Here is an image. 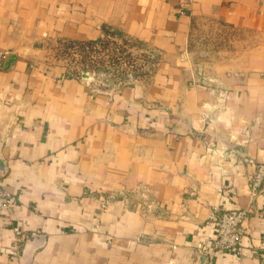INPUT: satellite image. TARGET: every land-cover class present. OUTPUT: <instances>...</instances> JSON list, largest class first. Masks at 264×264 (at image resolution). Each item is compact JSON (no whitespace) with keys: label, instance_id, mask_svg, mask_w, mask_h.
Listing matches in <instances>:
<instances>
[{"label":"crops","instance_id":"0c3cea01","mask_svg":"<svg viewBox=\"0 0 264 264\" xmlns=\"http://www.w3.org/2000/svg\"><path fill=\"white\" fill-rule=\"evenodd\" d=\"M197 20L258 39L202 75ZM113 32L155 54L149 76L95 89L51 62L50 41ZM0 51L15 56L0 181L18 199L0 213V264H264V190L249 183L264 164V0H0ZM214 207H252L238 253L197 254Z\"/></svg>","mask_w":264,"mask_h":264},{"label":"rangeland","instance_id":"374dc122","mask_svg":"<svg viewBox=\"0 0 264 264\" xmlns=\"http://www.w3.org/2000/svg\"><path fill=\"white\" fill-rule=\"evenodd\" d=\"M257 39L248 31L197 20L189 32L187 54L197 72L215 73L225 59ZM48 50L53 64L66 68L69 77L82 71L95 89L120 90L149 76L156 65L151 50L114 32L98 41H50Z\"/></svg>","mask_w":264,"mask_h":264},{"label":"built area","instance_id":"2783aa9c","mask_svg":"<svg viewBox=\"0 0 264 264\" xmlns=\"http://www.w3.org/2000/svg\"><path fill=\"white\" fill-rule=\"evenodd\" d=\"M9 53L0 51V72L5 62L8 60ZM247 163L254 164L251 159ZM254 172L249 178L250 194L254 198L264 190V164L256 163ZM18 199L4 191L0 181V213L11 212L14 203ZM251 208L221 211L214 207L208 215V224L214 228L213 240L210 244L201 242L196 245L199 256L209 258L215 254L238 253L239 245L245 235L244 224L251 213ZM16 231V230H15ZM17 234H19L17 232Z\"/></svg>","mask_w":264,"mask_h":264},{"label":"water","instance_id":"95a60500","mask_svg":"<svg viewBox=\"0 0 264 264\" xmlns=\"http://www.w3.org/2000/svg\"><path fill=\"white\" fill-rule=\"evenodd\" d=\"M15 60V56H11L8 58V60L6 61V64H5V68L9 67L10 64ZM82 77L84 78H89V76L87 74H82Z\"/></svg>","mask_w":264,"mask_h":264}]
</instances>
